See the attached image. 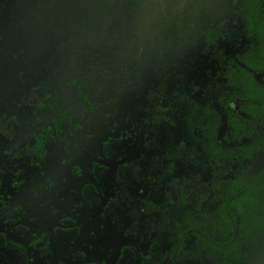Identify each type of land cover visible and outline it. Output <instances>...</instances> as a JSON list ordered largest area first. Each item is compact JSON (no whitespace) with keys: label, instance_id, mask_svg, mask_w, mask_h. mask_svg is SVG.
<instances>
[{"label":"rangeland","instance_id":"obj_1","mask_svg":"<svg viewBox=\"0 0 264 264\" xmlns=\"http://www.w3.org/2000/svg\"><path fill=\"white\" fill-rule=\"evenodd\" d=\"M175 2L171 6V0H0V115L6 112L9 100L18 102L21 98L16 128L0 129V185L7 174L14 176V170H78L76 178L68 172L63 175L70 179L67 186L75 188L72 184L85 182L82 172L104 170L99 182L104 205L121 186L119 165L139 159L142 172L126 183L127 188L135 196L148 195L161 203L166 202V194L174 201L179 199L178 176L184 172L196 189V185L210 188L215 181H227L241 170L250 176L264 171L261 136L242 141L257 143L259 150L251 157L221 160L212 152L210 135L224 139L226 116L198 120L196 112L216 97L208 87L214 80L217 60L208 52L194 23L180 28L177 39L166 36L169 19L179 18L190 0ZM221 47L226 56L233 54V45L223 43ZM93 52L100 59H111V66L100 73L85 65L82 55ZM168 54L171 60L162 73L160 64ZM112 68L135 72L116 74L117 69ZM76 76L91 79L87 84L81 80L79 92L71 85ZM45 84L62 92L61 105L76 112L77 128L65 137L67 146H55L33 169L25 151L26 132L35 125L36 116L45 119L51 113L38 114L31 106ZM158 105L168 119L149 126L147 116ZM180 141L187 150L177 156L173 150ZM94 160L100 167L93 165ZM171 163H175L176 173H163ZM260 198L264 202V187ZM210 203L212 208L220 207L223 197L213 190ZM73 212L81 226L79 241L88 264H138L139 258L151 251L160 253L165 262L173 256L178 238L163 235L155 246L152 239L126 232L127 218H104L102 207L76 206ZM216 220L208 227L211 233L219 227ZM57 248L54 264H66L63 258L70 250L60 243ZM183 248L174 264L224 261V250L208 245L196 233L187 234ZM239 250L240 264H264V227Z\"/></svg>","mask_w":264,"mask_h":264},{"label":"flooded vegetation","instance_id":"obj_2","mask_svg":"<svg viewBox=\"0 0 264 264\" xmlns=\"http://www.w3.org/2000/svg\"><path fill=\"white\" fill-rule=\"evenodd\" d=\"M196 2L200 5V1L196 0ZM207 2L209 7L204 9L205 12L197 5L196 8L185 6L183 12L190 13L189 27L192 23L196 25V30L204 40L208 52L217 60L214 80L211 81V87H208L211 96L216 97L208 99L204 107L211 109L213 119L219 118L221 114L226 116L228 136L225 135L224 139L219 140L216 135H213L217 145L216 150L212 152L221 160L240 155L251 157L259 150V147L256 142L254 145L243 144V139L247 137L254 139L260 136L264 138V0H207ZM182 14L179 18L169 19V21L177 20L179 29H184L181 22ZM215 20L222 21L220 33L214 37L208 36L204 32L207 27L215 25ZM223 43L234 46L233 54L225 55L221 47ZM169 55L164 59L166 66L171 60H167ZM71 85L78 92L81 90ZM52 87L57 91L56 102L51 101L47 106L39 108L36 101L43 95L44 91L41 88L42 90L35 95L33 104L31 103L38 114L51 112L45 119L38 117L39 115L36 116L33 119L35 125L29 127L26 132L25 151L33 169L41 165L55 146H67L65 137L71 136L70 134L77 128L76 112L67 105H61L63 94L54 85ZM20 103L21 98L18 102L14 98L7 102L6 112L0 115V127H2L0 129L4 131L7 127L16 128V110ZM158 106L155 107L153 114L147 116V125L157 126L168 119L162 106H160V112L157 110ZM227 108L238 117L229 115ZM253 111H257L258 114L263 112L260 121L255 119ZM158 113L161 120L156 122L155 115ZM62 115L64 116L61 117ZM249 120L251 122H248ZM258 123L261 130L257 127ZM174 154L178 156L177 153ZM93 162L94 166H99L96 160ZM119 170L121 186L116 190V195L104 205L99 193L100 176L104 170L82 172L86 177L85 182L72 184L75 188L67 186L70 181L67 176L70 174L71 177L76 178L78 170H14L13 177L10 173L4 176L0 185V264H54L59 243L66 244L70 250L69 256L64 258L61 256L64 262H67L66 264H88L85 250L79 241L81 226L77 223V216L73 212L76 206L82 205L93 209L102 207L104 218L110 217L113 220H119V216L120 219L127 218L129 224L124 223L123 227L126 232L147 240L152 239L155 246H158L162 238L156 243L153 238L157 235L156 233L150 235L146 230H144L145 236L135 233L132 227L133 219L127 212L134 207V203L126 205L121 200L123 197L121 195L125 191L131 201L135 198H149L159 204L148 195L135 196L127 188L126 183L142 172L141 160L131 159L120 164ZM127 170H140V172L134 175L129 171L128 175ZM162 170H167V167ZM66 172L68 175L65 177L63 175ZM56 173L58 175H55ZM86 239L88 241L89 237ZM154 253L162 257L163 264L171 260L174 264L175 258H181L184 248L180 256H176L175 253L173 256L169 255L170 259L167 262L160 253L151 251L147 256L140 257L138 264ZM229 262L230 257L225 255L224 261L220 264H229Z\"/></svg>","mask_w":264,"mask_h":264},{"label":"trees","instance_id":"obj_3","mask_svg":"<svg viewBox=\"0 0 264 264\" xmlns=\"http://www.w3.org/2000/svg\"><path fill=\"white\" fill-rule=\"evenodd\" d=\"M130 1L136 2L137 0H129V2ZM175 1L176 0H171V6L175 5ZM197 1H200V5L196 0H190L188 6H195L196 8L197 5L205 12L206 10L204 9L209 7L207 0ZM185 6H187V3ZM182 16L183 19L181 22L184 29H186L189 27L191 15L189 12L184 11ZM215 21V25L207 27L206 32H204L208 36L214 37L220 33L222 21ZM179 30L177 20L171 19L166 28V36L177 39L176 36ZM169 56L170 57L167 58L168 61L171 59V54ZM82 58L85 65L100 73L103 72L105 68L111 66V59H100V55L96 52H93L90 56L83 54ZM161 67L162 70H165L167 67L166 63L164 62ZM116 69L112 68V70H116V74L127 75L131 72H135L133 69L132 71L129 69L127 72L124 68ZM82 79L85 82H90L89 78L78 76L71 84L80 90ZM43 91V95L36 101L39 108L47 106L51 101H57V91L55 89L53 90L52 86L45 84L43 86ZM157 110L160 112L161 107L158 106ZM227 111L229 115L231 114L235 118L238 117L230 109L227 108ZM210 112V108L203 107L201 111L199 110L196 112V114H199L198 120L203 118L211 119ZM252 113L255 115L257 121H260L263 117L261 116L263 112L258 114L257 111H253ZM63 116L64 115L61 117ZM160 120V113H158L155 115V121L159 122ZM248 122H251V120ZM257 127L261 130L259 123ZM209 145L212 151L216 150L217 141L214 139L213 135H210ZM186 150L187 145L184 141H180L176 145L174 153L182 155ZM168 166L167 170H162V172L173 175L175 165L171 163V165ZM129 171L134 175L140 172V170H127L128 175L130 174ZM187 173L188 172H184L178 176V183L181 186L178 201H173L169 195H167V202L159 204L154 203L149 198H135L131 201L128 193L123 191L121 195L123 196L121 199L122 202L126 203V205H130L131 202L134 203V207L127 212L133 219L132 227L135 233L142 236H145L144 230L149 232L150 235L156 233L157 235L153 236L156 243L159 242L163 235H170L174 239L178 238L173 249V253H175L176 256H180L183 253V243L186 242L187 234L190 232L196 233V236L206 240L208 245L221 251L224 250L225 255L230 257L229 264H240L242 261V252L239 250L240 247L243 244L246 245L248 239L256 235L260 227H264V202L262 198H260L264 187V171L256 176H250L246 171L241 170L227 181H215L210 188L208 186L206 187V185L203 187L202 185H196V189L190 179L191 176ZM169 178L172 181L177 180L175 179L177 177L172 178L169 176ZM213 190L223 197V204L220 207L212 208L210 205L211 192ZM239 215L242 216L241 219L238 218ZM214 218L217 219L215 225H219V227L218 229L213 228L214 233H211L212 231L208 227H210V223L215 220ZM194 226H196V229H194ZM188 230L191 231L187 233L186 231ZM237 234H240V236H237ZM141 264H163V260L159 254L154 253L146 260H142ZM165 264H173V260Z\"/></svg>","mask_w":264,"mask_h":264}]
</instances>
